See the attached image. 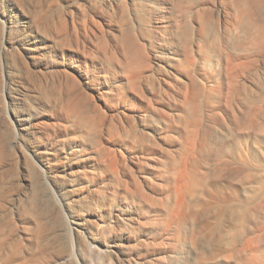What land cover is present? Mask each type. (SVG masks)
Segmentation results:
<instances>
[{"label":"bare ground","instance_id":"6f19581e","mask_svg":"<svg viewBox=\"0 0 264 264\" xmlns=\"http://www.w3.org/2000/svg\"><path fill=\"white\" fill-rule=\"evenodd\" d=\"M105 1L102 24L91 12L48 15V5L35 18L36 38L47 43L44 49L59 66L51 88L38 86L51 117L59 119L52 137L63 144L67 190L77 195L102 187L117 203L110 219L67 220L63 260L167 264L179 244L192 252L216 247L219 262L235 258L234 264H246V196L256 199L259 192L254 183L251 190L257 192L248 194L247 187L264 173L259 168L257 174L261 164L255 160L264 152V0ZM69 53L92 63L81 74L87 91L101 93L102 101L113 94L122 120H108L101 100L78 94L84 87L68 71ZM167 78L178 81L175 87ZM168 144L177 146L173 153L164 152ZM128 151L144 156L138 176L125 170ZM249 170L256 172L253 179ZM229 182L231 194L223 187ZM137 201L164 206L145 233L150 263L115 251L132 227L121 206ZM224 222L231 233L221 232ZM9 237L0 232V261ZM3 263L25 264L24 257Z\"/></svg>","mask_w":264,"mask_h":264},{"label":"rangeland","instance_id":"374dc122","mask_svg":"<svg viewBox=\"0 0 264 264\" xmlns=\"http://www.w3.org/2000/svg\"><path fill=\"white\" fill-rule=\"evenodd\" d=\"M106 4L105 0H0V232L2 236L7 238L10 236L9 242L3 245L7 253L3 254L0 264H4L3 262L7 260L15 263L23 257L25 264H70L63 260L66 253L65 244L68 245L69 241L67 220L75 216L85 217L89 220L88 223H91L96 215L110 219L117 205L109 199L110 195L102 187L83 189L77 195L67 190L70 187L69 176L63 171L61 164L63 144L61 140L55 141L52 137L54 125L59 119L51 117L50 109L38 86L40 83L41 86L51 88L50 77L58 71V61L49 50L44 49L47 43L41 38L37 39L38 35L34 32L35 18L39 17V13L47 5L45 9L48 15L58 11L68 17L72 12L76 14L85 11L88 14L94 13L101 23L102 16L106 14L108 8ZM80 19H77V22L81 23ZM103 27L108 29L107 26ZM59 59L62 63V58ZM65 63L73 79L84 87V90L79 87L78 94L81 92L83 96L86 93L94 96L96 101L101 100L99 99L101 93L87 91L84 80L86 78L81 75L86 70V65L92 67V63L85 64L80 56L71 53L68 54ZM164 69L166 72L170 71L167 65ZM167 79L171 80L173 87L178 82L172 78ZM108 96V99L107 96L104 98L106 102L101 100L103 111L107 113L108 120L118 122L124 118L120 111L121 107L118 105V100L113 98V94ZM164 109L170 111L166 107ZM154 119L156 120V117ZM262 121L264 122L263 119ZM165 148L166 150L163 145L164 152L170 154L177 146L168 144ZM255 160L259 161L258 163L256 161V165L261 164L257 174L263 173L264 152ZM125 161L127 166L125 170L138 176L139 168L145 160L142 153L128 151L125 154ZM250 171L249 175L256 170ZM255 175L256 172L253 176L250 175V179ZM263 175L264 173L259 175L261 177L259 178L261 180L263 178L264 181ZM148 176L153 177L151 174ZM259 178L256 176L254 181L250 182L251 186H248L250 188L247 187L250 191L248 194L264 191V182L260 184ZM255 180L259 181L258 184ZM216 183L220 185L219 182ZM228 184L232 185L231 182ZM255 184L260 185L259 189H262L263 185V189L259 190V186L255 187ZM227 185L223 186L225 189L221 188L225 191L229 189V192L232 190L233 193L235 190L233 185L232 187ZM252 186L257 191L252 192ZM228 191L227 193L231 194ZM259 192L256 193L257 196ZM262 194L264 195V192L260 194L264 202ZM254 196L255 194L246 196L250 198L249 201L251 200L246 203L247 209L250 208L248 220L251 227L246 239L248 241L246 264H261L264 261L262 260L264 259V203L260 196L259 199L256 196L257 204ZM162 207L164 208L159 205L141 204L138 201L121 206L132 227L124 233L125 238L118 242L115 251L123 258L139 256V261L150 263L152 256L146 251L145 233L148 231L150 219L162 213ZM230 231L232 232L231 227L224 222L221 232ZM230 239L233 240L229 236ZM230 245L233 246V243ZM234 245L236 247V244ZM232 246L231 248L234 249ZM219 254L216 247L209 251L198 246L197 251L192 252L187 246L178 244L172 256L168 257L167 264L235 263V260L232 261L235 258H232L231 262H219ZM176 258H179L180 262L176 261ZM210 261L212 263H209Z\"/></svg>","mask_w":264,"mask_h":264}]
</instances>
